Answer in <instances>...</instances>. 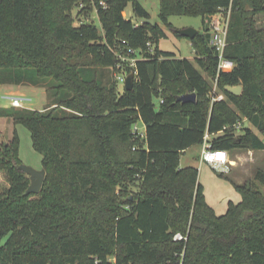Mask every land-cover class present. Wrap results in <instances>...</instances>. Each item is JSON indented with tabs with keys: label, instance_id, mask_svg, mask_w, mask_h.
<instances>
[{
	"label": "trees",
	"instance_id": "16d2710c",
	"mask_svg": "<svg viewBox=\"0 0 264 264\" xmlns=\"http://www.w3.org/2000/svg\"><path fill=\"white\" fill-rule=\"evenodd\" d=\"M80 3L95 10L101 32L73 23ZM128 3L136 22L123 14ZM228 10L224 56L235 65L217 78L224 99L211 102L217 56L206 19ZM171 15L201 17L202 31L188 38L195 63L159 49L165 32L139 22L150 14L138 0H0V81L47 82L53 99L43 110L0 106L14 126L0 139V264H264V169L232 180L241 199L218 215L198 169L180 165L206 131L242 118L258 133L226 129L212 148L264 149V0H159L161 23ZM104 67L133 72V87L119 91L114 74L104 83L96 73ZM236 85L240 94L226 90ZM186 92L196 100L178 101ZM17 124L42 155L38 193L25 194Z\"/></svg>",
	"mask_w": 264,
	"mask_h": 264
},
{
	"label": "rangeland",
	"instance_id": "374dc122",
	"mask_svg": "<svg viewBox=\"0 0 264 264\" xmlns=\"http://www.w3.org/2000/svg\"><path fill=\"white\" fill-rule=\"evenodd\" d=\"M142 6L150 14L149 17L153 18L154 22L160 24L165 32V36L158 40V47L161 50L172 51L182 57L195 61V53L188 38L179 36L176 30L183 27H193L198 31H202V21L199 15L186 16V15H171L169 17V25H163L159 20V0H138ZM95 10L84 8V4L80 3L78 7L73 10L74 21L77 25L81 21L94 22L98 30L101 32V25L98 18L95 16ZM124 16L128 19L135 20L132 5L128 3L123 12ZM264 16V15H263ZM261 23L264 22V17L260 18ZM123 56H127L123 54ZM127 62L129 60H126ZM195 63V62H194ZM197 65V64H196ZM19 69H13L12 75ZM27 71L33 68L26 69ZM201 71V70H200ZM202 74L205 76L203 71ZM97 75L104 83L111 82L113 74L119 79L120 74L113 72L111 68H97ZM18 75V74H17ZM123 75H127V72ZM49 84L41 82L36 84L31 83H3L0 81V106L5 108H13L11 105L10 97L18 96L23 98V106L19 109H49L53 101L52 92L48 91ZM119 91L123 88V82L119 79L117 84ZM154 102L157 103V98L154 97ZM233 107V105H231ZM17 108V107H16ZM8 124V125H7ZM244 127H251L248 121H244ZM13 124L9 117L0 116V139L8 138L13 130ZM7 128V129H6ZM16 133L19 137V158L21 163L31 166L35 169L42 168V155L32 147L31 137L29 130L22 124L15 125ZM251 129L258 133V131L251 127ZM201 145L193 144L188 147L180 156L181 166H194L198 169V180L202 186L206 202L212 207L214 212L218 215L224 214L227 210L229 201L237 203L241 199L240 193L233 186V182L243 183L246 180L253 178L254 171L257 168L264 169V149L263 150H247L244 148H237L228 151L229 162L227 167L221 171L213 168L210 164L199 161ZM221 172L223 174H221ZM0 182L4 183V176L0 174ZM132 188H129L131 190ZM134 189V188H133ZM264 192V187H260ZM128 193V197L131 194Z\"/></svg>",
	"mask_w": 264,
	"mask_h": 264
},
{
	"label": "built area",
	"instance_id": "2783aa9c",
	"mask_svg": "<svg viewBox=\"0 0 264 264\" xmlns=\"http://www.w3.org/2000/svg\"><path fill=\"white\" fill-rule=\"evenodd\" d=\"M104 6V3H101ZM229 10L225 14L224 12H218L216 14L210 15L207 17L206 22L210 30V41L209 43L214 47L217 56V73L214 78L210 81V90L208 95L211 99V102L219 101L224 99V93L219 89L217 85V78L220 73L230 72L234 68V61L228 57L224 56V48L227 44L226 35H227V26H228ZM140 22V21H139ZM141 23V22H140ZM147 47L150 52L153 50V45L150 42H147ZM131 53L134 52L133 49H129ZM120 59L122 61L129 60L130 65H134L136 57H128L120 54ZM122 63V62H121ZM125 74V73H124ZM119 79L121 82H124L125 75L120 74ZM160 101L163 99L160 98ZM11 105L14 107H22L23 98L18 96L10 97ZM247 121L246 118L238 119L232 125H226L222 130L210 134L205 132L203 140L201 142V149L199 153V161L210 164L213 168L223 171L227 167L229 162L228 150L225 149H214L211 145V139L213 136L224 133L226 129H230L232 133L239 134L243 129V123ZM142 125V124H141ZM139 123H135L133 126L134 133L139 136L144 135V126L142 127ZM173 239L183 240L186 239L181 233L177 232L174 234ZM176 264V263H173Z\"/></svg>",
	"mask_w": 264,
	"mask_h": 264
},
{
	"label": "water",
	"instance_id": "95a60500",
	"mask_svg": "<svg viewBox=\"0 0 264 264\" xmlns=\"http://www.w3.org/2000/svg\"><path fill=\"white\" fill-rule=\"evenodd\" d=\"M140 22H146V23H153L154 20L153 18H140ZM197 29L193 27H183L176 32L186 38L192 39L196 33ZM133 81H134V73L130 72L125 76L124 79V87L126 90H130L133 87ZM226 90L232 94L238 95L242 91V86L241 85H236V86H226ZM177 100L180 102H194L196 100V94L194 92H186L177 97ZM18 167L25 172L29 179L30 183L25 190V194H30V193H38L41 189L44 177H45V170L43 168L40 169H35L31 166L25 165L23 163H20Z\"/></svg>",
	"mask_w": 264,
	"mask_h": 264
},
{
	"label": "crops",
	"instance_id": "0c3cea01",
	"mask_svg": "<svg viewBox=\"0 0 264 264\" xmlns=\"http://www.w3.org/2000/svg\"><path fill=\"white\" fill-rule=\"evenodd\" d=\"M144 7V6H143ZM95 16L97 17V14H95ZM126 17V16H125ZM132 20V19H131ZM138 19L132 20L133 22H136ZM181 56V55H180ZM182 57V56H181ZM8 125V124H7ZM141 125V124H140ZM142 126V125H141ZM143 127V126H142ZM7 129V128H6Z\"/></svg>",
	"mask_w": 264,
	"mask_h": 264
}]
</instances>
